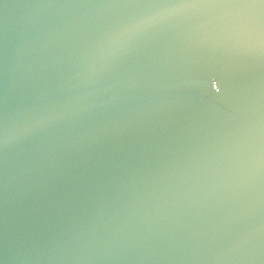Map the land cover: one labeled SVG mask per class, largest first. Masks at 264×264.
Returning a JSON list of instances; mask_svg holds the SVG:
<instances>
[{"label":"water","instance_id":"obj_1","mask_svg":"<svg viewBox=\"0 0 264 264\" xmlns=\"http://www.w3.org/2000/svg\"><path fill=\"white\" fill-rule=\"evenodd\" d=\"M110 2L0 0V264H264V70L206 9L102 60Z\"/></svg>","mask_w":264,"mask_h":264},{"label":"snow or ice","instance_id":"obj_2","mask_svg":"<svg viewBox=\"0 0 264 264\" xmlns=\"http://www.w3.org/2000/svg\"><path fill=\"white\" fill-rule=\"evenodd\" d=\"M106 6L146 11L128 12L107 28L98 50L102 60L131 48L141 36L178 11L206 9L224 13L218 18L222 29L219 36L230 41L236 51L249 58L250 63L264 70V0H112ZM228 97L225 88L220 98L226 100ZM50 118L45 117L38 123H46Z\"/></svg>","mask_w":264,"mask_h":264}]
</instances>
